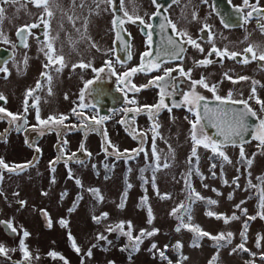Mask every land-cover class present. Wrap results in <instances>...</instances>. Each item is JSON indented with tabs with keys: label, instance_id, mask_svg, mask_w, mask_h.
<instances>
[{
	"label": "flooded vegetation",
	"instance_id": "obj_1",
	"mask_svg": "<svg viewBox=\"0 0 264 264\" xmlns=\"http://www.w3.org/2000/svg\"><path fill=\"white\" fill-rule=\"evenodd\" d=\"M158 2L167 7L168 10L165 12L162 7L160 10L161 15L152 19V23L157 26L153 35V51L156 50L157 45H161L166 40L168 35L172 34L171 28H166L164 32H161L158 27L160 24L165 23V17L175 23L178 30H185L192 39L197 40L204 51L201 52L199 49L185 44L182 62L169 60L162 64L160 70L147 73L137 72L131 77V83L136 86L147 85L155 76L163 75L164 68H175L177 64L182 63L185 71L189 68L192 69L191 80H199L203 76L208 85L217 86L216 94L220 96H227L229 90H231L233 99L247 100L249 106L257 113V117L264 118L261 105L257 103V98L264 102V67L261 66L264 61H251L244 64L239 62L242 57L229 59L225 56L221 59L214 54L209 56V50L213 43L221 50L227 47L229 52L243 53L249 44L254 46L257 55L264 52V32L258 26L264 24V16L259 19L254 17L248 20L247 23H243L240 18L242 14L234 10L236 7H243V0H215V4L219 9L218 13L214 12L211 7L213 0H209L207 5L203 4L201 0H178V3H172V0H158ZM97 3H99L98 9ZM249 4L256 6L257 0H249ZM0 7L5 9L4 18L0 22V31L3 33L0 36V63L7 61L6 66L8 68L7 74L0 73V93L6 98L4 101H0V107H4L12 113H23L26 90L36 89L37 81L41 82V87L36 89L33 95L28 98L29 109L26 116L29 130L27 132L15 131L14 126L10 127L8 118L0 120V134H5V130H8L4 138L0 139V158H3L9 165H22L34 161L32 167L18 174L3 171V178L0 179V222L11 221L13 227L17 229L16 234H13L3 223H0V245H3L7 250L6 254H0V258L6 257L5 259L16 261V256L8 254H12L14 251H12V248L5 246L4 238L16 237L18 247L16 249L21 255L23 254L19 248V241L26 229L20 228V223L26 220V216L30 217L32 224L35 221L34 217L27 213L29 209L35 211L36 205L45 204L44 210L47 212L45 220L48 229L51 228L49 227V218L52 221L50 201L47 198L52 197V194L50 190L42 186L37 188L38 184H45V178L49 181L48 183H53L52 178L57 172L64 173L65 177L68 178L70 166L80 164L79 161L92 158L94 154L90 148V142L92 141L95 142L93 146L99 148L100 153L117 158L116 155L111 154L112 149L108 147L104 139L105 130L107 139L121 153L128 150L123 159L134 157L144 151L139 150L143 149L148 141L153 140V121L149 119L146 112L136 113L130 111L125 115V109L134 110L143 105L157 104L160 90L156 86L144 87L138 92L129 91L126 99L124 92L118 91V87L123 85L118 86L117 77L111 76L106 70L105 73L101 74L102 79L93 86L91 95L86 97V103L95 104V109L89 107L83 111L86 116L97 115L98 117L108 116L110 118L104 121L102 125L97 126V131L83 128L80 119L78 116L73 115L71 110L79 103L78 97L84 81L93 79L96 74L92 72L91 68L81 69L77 67L73 70L72 65L83 61L85 63L91 62L93 67L100 68L104 66L105 60H112L117 73L126 72L140 65V54L149 50L141 26L138 23L127 22L123 25V28L126 29L122 33L123 38L131 45V59H127L123 44L120 42L116 44L119 51L115 54H106L113 49V42L116 40V33L112 24L113 12L116 11L117 15H122L121 12L117 11L119 8L118 0L116 9L111 8L106 3L99 2V0H52L49 5L50 10L53 12L51 18L47 17L42 7H35L27 0H18L15 4H0ZM258 7L264 9V0H259ZM124 8L130 15L135 16L138 14L145 20H148V17L156 11L152 0H124ZM251 10V7H247L243 14L246 15ZM193 11L197 14L196 20L192 19ZM42 14L49 21V37H56L55 40L51 41L55 49L52 54L53 59L58 55L64 57L65 66L59 72L56 71L59 64L50 65L48 69L44 68V65L48 63L45 55L48 49L44 37L45 30L43 24L40 23ZM70 16L72 20L68 19ZM222 18L227 19L231 26L225 28L221 23ZM85 20H87L86 26ZM32 23H40V27L32 29L31 34L26 35L24 43L27 44V47H24L17 37V29ZM205 25H208L211 30V41L209 40L208 31H201ZM58 27L61 28L66 37L69 28V38L71 40H82L87 43V47L84 48L81 44L75 43V48L72 47L70 50L64 48L60 37H58L60 31ZM246 36L248 37L247 40H245ZM5 38L10 43H4ZM173 38L180 40L178 36H173ZM93 43L97 45L99 51L92 47ZM13 44L16 45L15 48L12 47ZM41 49L44 50L41 51ZM248 55L250 56V54ZM117 56L124 60L123 64L116 62ZM25 57H27L26 64L24 62ZM205 57L214 62L207 66H194L196 61L203 60ZM42 72H47L51 76L50 85L47 77L40 75ZM225 73L232 79L229 80ZM172 76L176 78L178 88L170 98L166 97L165 102L170 106L173 103H181L182 93L189 91L191 85V81L179 77L178 72H173ZM239 77H247V79L240 80ZM181 79H183V83H181ZM233 81L236 82L233 83ZM49 87L51 88V95H49ZM253 87H255L254 96L252 95ZM196 91L207 98L210 106L215 107L219 103L213 98L212 92L202 86H197ZM53 95L57 97L56 100L52 99ZM65 95H67V99H65ZM250 96H252L251 99H249ZM36 97L40 98L38 107L42 119H47L49 115L58 117L61 114L68 117L64 122V126L60 129L59 135L56 130L46 131L44 135H39L38 131L31 130L30 126L37 124L36 109L31 106ZM132 99H135V104L128 102ZM226 107L241 108L243 106L236 104L227 105ZM180 117L182 119L187 117V123L191 128L189 120H193L194 116L186 106L172 107L171 112L167 109L160 110L155 117V123L159 125L156 131L160 134L166 121H172ZM121 120H127L128 123L121 124ZM255 121L257 128L259 119L256 117H249L248 126L250 127ZM88 123L92 122L89 121ZM256 128L248 141L254 139ZM205 131L207 132V130ZM217 131V128L212 127L210 123L209 132L207 133L216 135ZM137 133H142L143 136L134 139L133 135ZM26 139L33 146H29L25 142ZM64 140L67 141L66 145L63 144ZM141 140L143 143H141ZM189 140H191L190 133ZM82 142L85 151L80 150ZM36 147L40 149L39 153L35 151ZM59 147L65 148L66 156L75 153L76 158L69 161L67 165L61 159L60 162L54 165L55 171H52L49 162L56 160L57 156L60 155ZM104 148H108V154L105 153ZM133 150L137 151L134 152ZM87 153H91V155L89 156ZM63 191L64 189L59 192V196L62 195ZM43 193H47V195ZM20 201L26 202L23 207L20 205ZM34 228H37L36 224ZM26 231L30 235L29 230ZM50 251L51 248L48 247V253ZM38 264L46 263L41 262Z\"/></svg>",
	"mask_w": 264,
	"mask_h": 264
},
{
	"label": "rangeland",
	"instance_id": "obj_2",
	"mask_svg": "<svg viewBox=\"0 0 264 264\" xmlns=\"http://www.w3.org/2000/svg\"><path fill=\"white\" fill-rule=\"evenodd\" d=\"M58 29V37L64 48H75V43L87 47L86 42L69 38V28L67 37L60 27ZM52 99L56 100L57 97L53 95ZM252 126L250 136L257 126L256 121ZM189 133L190 126L182 117L163 124L160 134L155 138V149L160 158V167L155 171L157 162L153 157V140L147 142L144 151L126 159L105 156L99 148L93 146L94 141L90 142L94 154L90 160L70 166L73 178L57 172L54 174L55 183H48L45 178V184H38L37 188L42 186L52 194V197L47 198L50 201L52 221L48 229L46 215L42 211L45 206L43 203L36 205L35 211H27L35 221L32 224L30 217L26 216L20 228L30 232L25 238L30 258L26 260L17 251L16 237H5V246L12 248V251L15 249L12 254H8L16 256L17 260L0 258V264H108L109 261L114 264H209L217 254L216 241L203 237L198 241L199 246L194 247L193 241L197 234L183 227L176 231L180 221L170 214L182 202L189 205L186 179L203 199H196L193 194L195 202L190 204L191 220L185 215L184 223L198 225L212 236L229 232L233 234L231 244L221 241L224 246L219 249L215 264H264V219L258 215L261 211V196L264 194V146H260L259 140L255 138L243 144L246 158L253 160L251 166L240 161V147L232 145L223 148L230 163L213 154L210 149L199 147L197 156L192 157L189 164L192 151ZM262 134L264 131L258 126L254 135ZM100 159L102 161L99 162ZM165 163L168 164L166 168L163 167ZM190 168L191 176H188ZM76 179L81 181L80 185L76 184ZM63 189L62 194L66 195L62 198L59 192ZM89 189H99L103 199L100 200ZM163 194H168L170 198L162 199ZM144 197H147L146 203H142ZM122 200L124 207L120 208L118 205ZM209 200H215L216 203L209 204ZM237 204L241 205L239 209L235 207ZM149 208L153 217L151 224L148 223ZM69 209L74 210L69 212ZM244 209L247 210L246 215ZM208 212L223 214L225 217L235 214L240 219L225 224L223 218L209 216L206 214ZM101 213H107V218L96 223L93 216L99 217ZM249 217L256 218L249 220ZM61 219L67 221L66 226H61ZM120 221L125 222V231L128 230L127 222H131L133 236L139 235L141 229L146 232L153 229L158 231L153 236L142 237L143 242L138 251H132L131 247L121 251L133 242L118 230L106 231L109 226H115ZM245 221H248L247 239L243 242L247 251L237 249L233 252L242 243L240 234L244 230ZM34 222L39 230L34 228ZM69 233L80 249L79 253L74 250ZM98 233L107 239L97 240ZM177 242L182 245L179 249L174 247ZM153 243L156 249H152ZM48 247L51 248L50 253L57 254L55 257L49 255ZM90 248L92 255L88 256L86 253ZM161 251L166 259L161 257ZM182 256L187 259L181 260Z\"/></svg>",
	"mask_w": 264,
	"mask_h": 264
},
{
	"label": "snow or ice",
	"instance_id": "obj_3",
	"mask_svg": "<svg viewBox=\"0 0 264 264\" xmlns=\"http://www.w3.org/2000/svg\"><path fill=\"white\" fill-rule=\"evenodd\" d=\"M18 0H0V4H15ZM28 3H32L35 7H42L44 9V13L47 15V17L51 18L53 16V12L50 10L49 5L52 3V0H27ZM99 2L108 4L111 8L116 9L117 0H99ZM203 4H208L209 0H201ZM119 8L117 11L121 12L122 15H117L116 11L113 12V30L116 33V40L113 42L114 47L113 49L109 50V53L106 54H115L117 51H119L118 48H116L117 42H120L123 44V50L126 52L127 59H131V45L130 43L123 38L122 33L126 31V29L123 28V25L127 23H138L141 26V31L146 36V45L148 46L147 51L140 54L141 57V63L140 65L133 67L129 69L126 72L123 73H117L114 67V62L112 60H105L104 66L100 68H95L92 66L91 62L85 63L83 61H80L78 64H73L72 68L75 70L77 67L81 69H88L91 68L92 72L96 75L93 79L85 80L83 87L80 89V95L78 97L79 103L74 107L71 111L73 115L78 116V118L81 121V126L83 128L90 129L92 131H97L99 125H102L104 121L108 120L110 117L108 116H86L84 114V109H87L89 107L95 109V104H89L86 103V97L91 95L93 91V86L99 82L102 79L101 74L105 73L107 70L111 76L117 77V84L123 85L122 87H118V91L124 92L125 98L127 99V93L130 92H138L141 88L149 87V86H156L159 88V100L157 104L155 105H143L136 109H125V115L128 114L130 111H134L136 113L140 112H146L149 115V119L153 121V157L156 160V169H159V156L156 153L155 149V138L159 133L156 131V129L159 127L157 123H155V117L159 114L160 110L167 109L169 112H171L172 107H182L186 106L188 111L191 112L194 116L193 120H189V124L191 125L190 128V138L192 140V151L191 156L189 157V164H191V158L197 156V149L199 147H203L205 149H210L211 152L215 155H218L223 158L224 161L231 162L226 155V153L223 151V148L227 145L237 146L240 147V161L242 163H246L248 166H251L253 163V160L247 159L244 152L243 144L245 141V133L249 131L248 126V119L249 117H256L259 119V127L262 131H264V118L257 117V113L249 106L247 100H235L233 99L232 92L229 90L227 96H220L216 94V85H208L205 81V78L201 76L199 80H191V72L192 69L189 68L187 71L184 70L182 63L177 64L175 68H164L163 69V75L155 76L152 80L148 82L147 85H141L136 86L135 84L131 83V77L137 73V72H151L154 70H160L162 67V64L166 61H183L184 59V52H185V44L191 45L197 49H199L201 52L204 51V49L201 47V45L197 42V40L192 39L191 36L188 35V33L185 30H178L175 23H173L171 20L167 19L165 17V23L160 24L158 27L160 28L161 32H164L166 28H171V35H168L166 40L162 42L161 45L156 46V50L153 51L152 45L154 43L153 41V35H154V29L157 27L152 23L153 17H159L161 15V8L163 7L164 11L167 12V7L161 5L158 0H152V4L155 5L156 11L152 13L151 16L148 17V20H145L140 15L132 16L129 14L128 11L124 8V0H118ZM172 3H178V0H172ZM259 0H257V5L253 6L249 4V0H243V7H236L234 10L241 13V20L243 23H247L248 20L252 18L259 19L261 16H264V9H261L258 7ZM214 12H219L218 7L215 4V0H213V3L211 5ZM247 7H251L252 10L248 11L246 15H244V10ZM99 8V3H97V9ZM4 11L5 9L0 7V22H2L4 18ZM222 15V14H221ZM69 20H72V17H68ZM192 19H197V14L195 11L192 13ZM40 23L43 24L44 27V37L45 41H47L46 47L48 51L45 53L48 63L44 65L45 69H48L50 65L59 64V67L56 68V71L59 72L61 69L65 66L64 64V57L62 55L55 56V59H53V53L55 52V49L53 48V44L51 41L55 40L56 37H49L48 30H49V21L44 18V15L42 14L40 17ZM40 23H32L30 25H24L17 29V37L21 40V43L24 47H27V44L24 43L26 35L31 34V30L34 28L40 27ZM221 23L225 28L230 27L227 19L221 20ZM87 25V20H85V26ZM261 28V31L264 32V24L258 25ZM208 31L209 40H212V33L208 25H205L204 28L201 29V31ZM79 31V29H77ZM3 33L0 31V36H2ZM173 36L180 37V40H176L173 38ZM186 38V39H185ZM248 37H245V40H247ZM4 43H10L6 38L3 41ZM13 48L16 47L15 44L12 45ZM93 48H96L97 51L100 49L97 47L95 43L92 44ZM44 49H41L43 51ZM214 54L217 57H220L223 59L225 56H227L229 59H236L237 57H242L239 61L240 63L247 64L251 61H264V52H260L259 55H257V52L254 50V46L252 44H249L247 48L244 49L243 53L238 52H229L227 47H225L223 50L218 49L215 46V43L212 44L211 49L209 50V56ZM250 54V56L248 55ZM25 64L27 63V57H25L24 60ZM116 62L123 64L124 60L120 59L119 56L116 57ZM214 61L205 57V59L196 61L194 66H207L208 64L213 63ZM7 61H4L0 63V73H8V68L6 66ZM264 67V64L261 65ZM173 72H178L179 77L181 78H187L191 81L190 89L189 91H185L182 93V102L181 103H173L171 106L166 103V97L170 98L171 95L174 93V91L178 88V84L176 83V78L172 76ZM42 77H47L49 85L51 83V76L48 75L47 72H42L40 74ZM225 76L231 80L232 78L228 76L227 73H225ZM123 78V79H121ZM240 80H245L247 77H239ZM236 81H233L235 83ZM181 83H183V79H181ZM254 84L256 82H253ZM197 86H202L203 88L207 89L208 91L212 92L213 98L218 101L219 103L213 107L210 106L208 103V100L205 96L201 95L199 92L196 91ZM41 87V82L38 80L36 84V89H39ZM36 89H28L25 93V100H24V112L23 113H12L9 112L6 108L0 107V120L8 118L10 127L14 126L15 131L17 132H27L29 130L28 121L26 113L29 109L28 104V98L33 95V93L36 91ZM127 89V90H125ZM51 88L49 87V95H51ZM252 95H255V87L252 89ZM252 96L249 97L251 99ZM6 98L3 96L2 93H0V101H4ZM39 97H36L35 100L32 103V107L36 109V125H32L31 130L32 131H38L39 135H44L46 131H52L56 130L60 132L61 127L64 126L65 120H67V116L64 114L57 116L49 115L47 119H42L40 116V109L38 107ZM65 99H67V95H65ZM129 103L135 104V99L129 100ZM76 103V102H74ZM257 103L261 105V111L264 112V102L260 101L257 98ZM242 105L241 108H231L226 107L227 105ZM187 119V117H186ZM91 121L92 123H88ZM205 122L211 123L212 127L217 128V136L220 137V139H217L211 135H209L204 129H205ZM121 124H127V120H121ZM7 129L5 130V134H0V139H3L4 136L7 133ZM139 136H143L142 133H137L133 135V138L136 139ZM255 139L259 140L260 146H264V134L255 136ZM104 139L108 145L112 149V153L116 155V157L123 158L127 155L128 150H125L123 153L119 151L118 148H116L115 145L111 144V141L107 139V132L104 131ZM26 143L29 144V146H33V144L26 139ZM141 143L143 141L141 140ZM63 144L66 145L67 141L64 140ZM103 147V146H102ZM80 150L85 151L83 142L80 145ZM106 154H108V148L103 149ZM143 149H140L139 151H142ZM35 151L37 153L40 152V149L38 147L35 148ZM58 151L60 153L59 156H57L56 160L49 162V167L52 171H55L54 165L58 162H60L61 159L64 160L65 164L73 159L76 158V154L72 153L70 156L65 155V148L59 147ZM136 152L137 150H133ZM87 155H91V153H87ZM132 158V157H129ZM198 159V157H197ZM80 163H83V161H79ZM34 165V161H29L25 164H13L9 165L7 164L3 158H0V179L3 178V171H7L9 173L18 174L25 169L32 167ZM95 167V166H93ZM107 167V165H105ZM163 167H168V164L165 163ZM215 167V165H213ZM197 174H199V171L197 169ZM188 176H191V168L189 170ZM69 178L72 177L71 169H69ZM52 182L55 183V177L52 178ZM77 185L81 184V181L79 179L75 180ZM226 182V181H225ZM153 187H155V180L153 178ZM186 186L189 189V205H185L183 202L179 205H177L175 208L172 209L171 215H175L176 218L180 221V224L177 226L176 231H180L181 228H187L191 230L192 232L196 233V237L193 241V246L198 247V241L203 237H208L210 239H213L216 241V248H217V254L212 257V259L209 261V264H215V261L218 259L219 249L224 246L221 241H224L227 244H231L232 242V236L233 234L231 232L227 233L226 235L224 233H219L216 236H212L211 233H208L204 230H202L198 225H192L191 223H184V217L187 215V219L191 220L190 215V204L194 203L195 200L193 199V194L195 195L196 199H203V197H200L199 193H195V190L192 189L191 184L186 179L185 181ZM128 187H131V185H128ZM90 192L93 193V195L97 196L100 200L103 199V197L99 193V189H89ZM44 195H47V193H43ZM158 195L159 192L157 193ZM66 195V193L62 194ZM126 195V193H125ZM162 199L170 198L168 194L161 195ZM229 199H231V195L229 196ZM147 197H144L142 199V203H146ZM20 205L23 207L26 203L25 201H20ZM209 204H215V200H209ZM243 203V202H241ZM118 207L123 208L124 203L123 200ZM237 209L241 207L240 204H237L235 206ZM261 211L258 213L261 219H264V194L261 196V203H260ZM74 209H69V212L73 211ZM44 212V215L47 216V212L42 210ZM244 214H247V210H243ZM179 213V215H178ZM209 216L216 215L217 219H224V223H229L230 220H238L240 217L233 214L231 217H225L223 214H215L213 212L206 213ZM107 213H101L99 217L93 216V220L96 223H100L102 219L107 218ZM256 217H249V220L255 219ZM152 215H151V209L149 208V220L148 223H152ZM3 223L5 227L10 229L13 234H16L17 229L13 227V224L11 221L6 222H0ZM61 226H66L67 221L61 219L60 221ZM49 227H51V220L49 218ZM247 228H248V221H245L243 226V231L241 232V240L242 243L237 245V248L233 249V252L239 250L247 251L245 248L244 242L247 239ZM127 231H125V222L120 221L115 226H109L106 231L112 232V231H119L121 234L126 235L129 239V241L133 242L129 246H126L125 248H122L121 251H125L128 249V247H131L132 251H138L139 245L143 242L142 237L144 236H153L158 231L157 229H153L150 232H146L144 229L140 230V234L137 236L132 235V224L130 221L127 222ZM29 233L25 230L23 231V237L19 241V248L23 252L24 258L27 260L30 258V253L27 250V247L25 245V237H28ZM97 240H106L107 237L103 234H97ZM69 239L73 240V248L74 250L79 253L80 249L75 245L74 239L71 237V234L69 233ZM259 240L260 237L257 238V246H259ZM109 243H111L109 241ZM92 247H96V245H93ZM156 244H152V249H156ZM167 247V246H165ZM176 249H179L182 247V245L177 242V244L174 246ZM15 249H13L14 251ZM6 249L3 245H0V254H6ZM51 256H56L57 254L54 252L49 253ZM86 255L91 256L92 250L91 248L88 250ZM161 257L164 256V252H160ZM63 259V257H61ZM187 257L182 256L181 260H186ZM129 260H131V253L129 254ZM108 264H114L113 261H109ZM171 264V262H169ZM179 264V262H178Z\"/></svg>",
	"mask_w": 264,
	"mask_h": 264
},
{
	"label": "water",
	"instance_id": "obj_4",
	"mask_svg": "<svg viewBox=\"0 0 264 264\" xmlns=\"http://www.w3.org/2000/svg\"><path fill=\"white\" fill-rule=\"evenodd\" d=\"M209 127H210V123L205 122V130H207V132H209ZM252 125H250L249 127V131L247 133H245V141H248L251 135V129H252ZM211 136L220 139V137H218L217 135H213V133H211Z\"/></svg>",
	"mask_w": 264,
	"mask_h": 264
}]
</instances>
